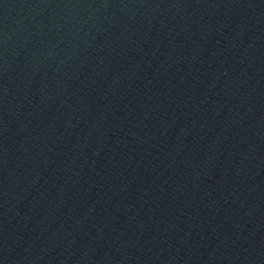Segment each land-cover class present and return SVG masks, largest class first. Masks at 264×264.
<instances>
[{"label":"water","instance_id":"obj_1","mask_svg":"<svg viewBox=\"0 0 264 264\" xmlns=\"http://www.w3.org/2000/svg\"><path fill=\"white\" fill-rule=\"evenodd\" d=\"M0 264H264V0H0Z\"/></svg>","mask_w":264,"mask_h":264}]
</instances>
